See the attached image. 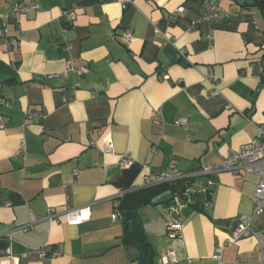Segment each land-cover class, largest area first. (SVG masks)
<instances>
[{"label": "crops", "instance_id": "crops-1", "mask_svg": "<svg viewBox=\"0 0 264 264\" xmlns=\"http://www.w3.org/2000/svg\"><path fill=\"white\" fill-rule=\"evenodd\" d=\"M18 1L0 0V15ZM38 2L18 17L19 45L0 42V264H164L169 250L177 257L170 264H264L255 236L231 238L240 215L264 230V214H254L256 175L188 180L187 197L198 191L199 203L189 196L177 211L169 190L139 206L155 252L150 262L147 251L123 241L122 215L113 218L121 193L141 189L145 175L199 171L256 135L264 123V4ZM213 5L224 12L207 19ZM123 31L134 40L122 42ZM68 61L87 70L66 72ZM181 117L188 127L177 124ZM104 137L113 152L102 151ZM121 159L132 163L122 167ZM87 205L91 218L69 224L67 209ZM172 218L183 224L178 235L168 231ZM38 247L61 254L30 252Z\"/></svg>", "mask_w": 264, "mask_h": 264}, {"label": "built area", "instance_id": "built-area-1", "mask_svg": "<svg viewBox=\"0 0 264 264\" xmlns=\"http://www.w3.org/2000/svg\"><path fill=\"white\" fill-rule=\"evenodd\" d=\"M132 0H123V2L129 3ZM40 5L38 0H31L30 2H25L24 0L18 1V3L13 7L11 13L8 15H0V42L3 41L4 45L8 49H13L19 45L20 39L18 34L21 32V28L18 26V17L20 15H25L28 11L34 9H39ZM183 7H179L177 12L183 11ZM224 12V8L220 6L213 5L207 12V19H216L219 17L220 13ZM67 17L70 21L76 19L74 13L68 12ZM16 24L15 28H11L12 24ZM119 38L124 43H130L134 40V35L129 31H123L119 35ZM212 38V36H211ZM181 54L184 51L181 49ZM87 69L83 65H78L74 61H68L66 64V72L76 71L78 73H83ZM211 79L210 76L207 78ZM29 118H35L37 113L27 114ZM177 124L188 127L189 120L186 117H181L177 120ZM6 125V117L0 114V128H4ZM104 152H113L114 145L109 137H104L103 145L101 147ZM26 150V145L24 141L20 145V151L24 152ZM132 161L121 159L119 165L122 167H127L131 165ZM221 171H231L236 177L244 178L247 175H256L258 177V182L256 185L255 193L253 196L254 202V214L261 215L264 214V123L257 126L256 135L247 143L239 147L238 149L230 150L223 159L214 164L203 166L199 171L184 173L177 169H172L170 171H161L153 174H147L144 177L143 182L139 185L140 188L150 187L153 185H158L161 183H171L179 179H195L208 177L214 173ZM75 173L78 169L74 170ZM211 184V180H207ZM125 191L121 194L124 195ZM188 199L182 195H176L173 199V203L170 208L173 211H177L183 207V202ZM6 205L11 206L12 203L8 202ZM47 218L54 221L57 220V214L53 212L52 209H48ZM65 216L68 219V223L71 225H79L91 218V207L90 205L79 207V208H68ZM121 216V212L117 210L113 214V218L117 219ZM253 217L249 215H240L236 226L231 232V238L234 242L241 240L243 238L255 236L263 249V259H264V230L254 231L252 229ZM168 231L172 232L173 235H178L182 229V222L172 218L169 220ZM32 228V225H25L23 229L25 231ZM30 252L38 254L40 257L48 256H58L61 254L60 251L55 250L49 253L44 247H38L36 249H31ZM221 259V256L218 257ZM161 261L164 264H170L171 262H176L177 257L174 251L169 250L163 256H161Z\"/></svg>", "mask_w": 264, "mask_h": 264}, {"label": "trees", "instance_id": "trees-1", "mask_svg": "<svg viewBox=\"0 0 264 264\" xmlns=\"http://www.w3.org/2000/svg\"><path fill=\"white\" fill-rule=\"evenodd\" d=\"M187 181V179H179L171 183H161L150 187L131 190L124 194L123 202L119 206L124 224L123 241L125 243L138 245L143 250V253L147 251L149 255L147 258H143L145 261L148 260L150 262L153 259L155 252L139 216L138 207L143 204L153 203L152 200L159 193L167 190L171 191L173 196L182 195L186 197V199L190 196L191 198L196 199V201H198L196 204H198V191H191V194L187 197ZM190 182H192V180H190ZM208 193H210V190ZM188 200H190V198H188ZM170 201L171 199L167 202Z\"/></svg>", "mask_w": 264, "mask_h": 264}, {"label": "water", "instance_id": "water-1", "mask_svg": "<svg viewBox=\"0 0 264 264\" xmlns=\"http://www.w3.org/2000/svg\"><path fill=\"white\" fill-rule=\"evenodd\" d=\"M260 1V3H263L264 4V0H259Z\"/></svg>", "mask_w": 264, "mask_h": 264}]
</instances>
